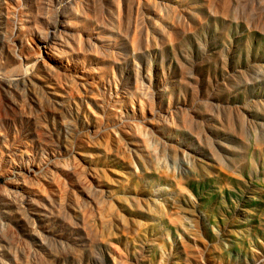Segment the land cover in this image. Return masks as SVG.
Here are the masks:
<instances>
[{
	"label": "rangeland",
	"instance_id": "374dc122",
	"mask_svg": "<svg viewBox=\"0 0 264 264\" xmlns=\"http://www.w3.org/2000/svg\"><path fill=\"white\" fill-rule=\"evenodd\" d=\"M0 83V264H264V0H0Z\"/></svg>",
	"mask_w": 264,
	"mask_h": 264
},
{
	"label": "bare ground",
	"instance_id": "6f19581e",
	"mask_svg": "<svg viewBox=\"0 0 264 264\" xmlns=\"http://www.w3.org/2000/svg\"><path fill=\"white\" fill-rule=\"evenodd\" d=\"M22 30H24V26H21L19 29H15L12 32H10V30H8V33L10 32L12 36H17L20 33L19 31H22ZM68 31H69V27H67V25H63V30L60 34H58L57 32H54V31H50V30L46 31V32H42L39 36L38 44H36V45L39 47V49H44L48 55V58L50 60H52L53 58H52V56H50V52L55 54L59 50V47H61V46L64 47L67 44V40L62 35H63V33L67 34ZM21 44L24 48V46H25L24 42H22ZM25 47H27V46H25ZM29 47H27V48H29ZM7 51H8L7 52L8 53V60L10 63H14V64L25 63V66H26L32 59V54L31 55L30 54L29 55L18 54L20 56H16L14 53V50L12 48L11 43L7 44ZM27 52H28V50H27ZM24 54H26V53L24 52ZM45 73H47L46 75H50L55 80H57V82L59 83L60 86L64 85L63 78L60 76L61 72L58 69H54L52 66V63L48 59H45L42 62L40 61V63L33 65V69H32L31 74H27V78L23 79L24 81H22L23 85L30 92H32L34 95H36V97L38 95L42 94L43 88H42V86L38 80H39V77L42 75H45ZM3 81H4V85L2 83H0V87H2V85H3V87L9 86V84H8L9 82L7 83V80H3ZM73 95H74L73 92H71V96H73ZM8 151H9V153H7L4 149H0L1 159L7 158V161H6L7 167L10 165V160H12V161L15 160L13 158L14 152L12 153L11 150H8ZM10 168H13V167H10ZM72 169H73V174H75V175H79L80 172L82 171V169L79 168L78 166H73ZM10 172H12L13 175H16L18 177L17 179L14 178L12 180V183H15L14 185H16L18 188H21L22 190L26 189V188L35 187L40 182H42L41 179H43V182H45V183H50L52 185L56 184V186H58L59 183L61 182L58 174H56L53 171L50 172V174L45 173V174L38 175V176H37V174L35 176H33L31 174H21L19 172L15 173L14 170H11ZM38 186L40 188H42L41 184ZM0 196H2V199L3 198L5 199V197H6V198H10V199L14 200V194H12L11 191H8V190L6 192H3L2 194H0Z\"/></svg>",
	"mask_w": 264,
	"mask_h": 264
}]
</instances>
